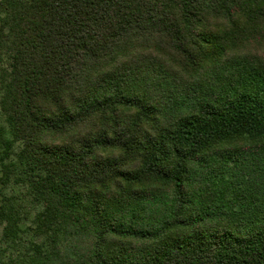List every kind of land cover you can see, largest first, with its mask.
Here are the masks:
<instances>
[{
  "label": "trees",
  "instance_id": "obj_1",
  "mask_svg": "<svg viewBox=\"0 0 264 264\" xmlns=\"http://www.w3.org/2000/svg\"><path fill=\"white\" fill-rule=\"evenodd\" d=\"M0 64V264H264V0H0Z\"/></svg>",
  "mask_w": 264,
  "mask_h": 264
},
{
  "label": "rangeland",
  "instance_id": "obj_2",
  "mask_svg": "<svg viewBox=\"0 0 264 264\" xmlns=\"http://www.w3.org/2000/svg\"><path fill=\"white\" fill-rule=\"evenodd\" d=\"M0 66H1V64H0ZM3 123H4V119H3L1 111H0V125L3 124ZM0 235H1V226H0Z\"/></svg>",
  "mask_w": 264,
  "mask_h": 264
}]
</instances>
